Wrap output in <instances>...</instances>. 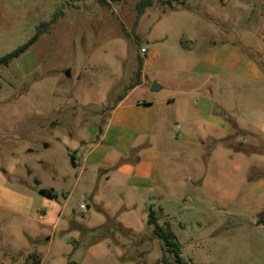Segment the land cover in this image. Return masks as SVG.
Wrapping results in <instances>:
<instances>
[{
  "label": "rangeland",
  "instance_id": "rangeland-1",
  "mask_svg": "<svg viewBox=\"0 0 264 264\" xmlns=\"http://www.w3.org/2000/svg\"><path fill=\"white\" fill-rule=\"evenodd\" d=\"M138 1L0 0V59L47 26L0 63V264H161L151 210L184 264H264V0ZM139 63L156 135L115 160L156 153L150 188L83 165Z\"/></svg>",
  "mask_w": 264,
  "mask_h": 264
},
{
  "label": "crops",
  "instance_id": "crops-1",
  "mask_svg": "<svg viewBox=\"0 0 264 264\" xmlns=\"http://www.w3.org/2000/svg\"><path fill=\"white\" fill-rule=\"evenodd\" d=\"M207 62L210 67L214 65L213 60H207ZM142 86L143 82L130 90L115 105L109 115L105 128L97 137L92 147L83 156V165L85 167L87 165L101 164L104 162V159L113 155L114 159L104 163V165L114 168L115 176L121 177L124 180L126 179V183L134 188H150L153 172L157 168L156 153L149 150L143 151L140 157L137 156L133 160L121 161L118 164L115 156H127L134 149L140 148V143H143L144 140L156 135L155 101L144 103L135 102L130 99L131 95ZM179 106L184 108V102L179 103ZM193 112L195 115H199L202 122L205 123L206 128L204 131L202 129V131L208 138H220L221 136H228L230 134L228 128L224 126L222 119L211 115L207 101L203 100L197 109L194 108ZM187 116L185 113L184 124L186 123ZM258 122L256 127L259 132L240 129V134H247L250 137L257 135L259 138H264V118L258 120ZM187 125L190 124L188 123ZM242 126L240 125V128H243ZM183 138L192 137L183 135ZM243 161L244 155L240 152V171ZM48 199L51 201L52 197H48ZM50 203L48 218L51 222L56 209L52 202Z\"/></svg>",
  "mask_w": 264,
  "mask_h": 264
},
{
  "label": "trees",
  "instance_id": "trees-1",
  "mask_svg": "<svg viewBox=\"0 0 264 264\" xmlns=\"http://www.w3.org/2000/svg\"><path fill=\"white\" fill-rule=\"evenodd\" d=\"M109 1L110 2H116V3L118 2V0H109ZM98 2L101 5L109 6L107 0H98ZM163 3L167 4L170 9H173L171 6V0H163ZM151 5H152V0H139L137 2L136 6H135L137 20L144 14L145 9L150 7ZM35 28H36L35 34L28 40V42L21 45L20 47H18L17 49L12 51L11 53L5 55L3 58L0 59V63H5L8 59L15 58L19 54L23 53L24 50L30 44H32L42 33L47 31V26L45 23H41L40 25H38ZM140 84H141V64L139 63L138 69L134 74V80L127 86L126 89H128L130 91ZM123 97H121L119 99V101L121 99H123ZM260 222L262 223V221H260ZM147 223L153 224L155 235L163 243V251H164L165 255L159 263L170 264L171 262L169 261V259L166 256V255H170V256H173V263L174 264H184V262L182 261L181 256H180V254H181L180 244H179L175 234L170 229V227H164V226L158 225L157 217H156L154 211H152V210L149 212ZM67 264H76V263L69 261Z\"/></svg>",
  "mask_w": 264,
  "mask_h": 264
},
{
  "label": "built area",
  "instance_id": "built-area-1",
  "mask_svg": "<svg viewBox=\"0 0 264 264\" xmlns=\"http://www.w3.org/2000/svg\"><path fill=\"white\" fill-rule=\"evenodd\" d=\"M142 54H144L145 53V51L142 49L141 51H140Z\"/></svg>",
  "mask_w": 264,
  "mask_h": 264
}]
</instances>
